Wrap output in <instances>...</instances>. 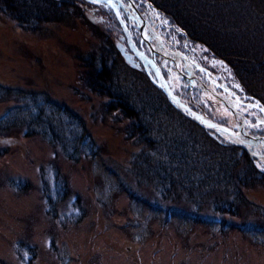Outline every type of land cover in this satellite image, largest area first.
<instances>
[{"label":"rangeland","instance_id":"obj_1","mask_svg":"<svg viewBox=\"0 0 264 264\" xmlns=\"http://www.w3.org/2000/svg\"><path fill=\"white\" fill-rule=\"evenodd\" d=\"M60 1L55 20L20 25L0 13V117L15 127L0 133V264H264V181L250 175L241 190L251 203L238 215L214 213L212 199L196 204L185 190L163 201L154 188L156 169L222 186L233 168L264 166L237 146L217 145L170 106L139 71L107 4ZM219 1L243 15L231 14L244 43L261 41L248 45L258 49L248 57L264 58V0ZM193 48L228 83L264 100L262 64L239 77L204 43ZM80 55L94 65L113 60L112 85L139 110L151 143L128 137L134 118L115 98L85 87ZM38 112L61 143L24 132ZM59 183L68 195L50 206L45 192L56 197Z\"/></svg>","mask_w":264,"mask_h":264},{"label":"trees","instance_id":"obj_2","mask_svg":"<svg viewBox=\"0 0 264 264\" xmlns=\"http://www.w3.org/2000/svg\"><path fill=\"white\" fill-rule=\"evenodd\" d=\"M84 1L88 2L87 0ZM147 1L153 4L154 9L159 10L161 18L163 17L167 19V21L173 26L182 30L192 44L197 41L204 43L213 52V56L222 58L232 65V67L236 68V72H238L237 74L239 77L243 76V74L248 76L252 73V71L257 72L264 66V61H262L264 58L248 57V55L258 52V49L256 52L254 48L251 49L248 45H252L253 47L255 43L258 44L259 42L261 45V41L257 40L252 44L244 43V41H242L243 34L239 35L235 33L234 26L232 27V24H234L235 21H238L235 20V17L239 16L238 18L242 19L243 15L236 11L234 12L232 9L227 11L224 6H221L219 0ZM63 6L64 4L62 1L58 2V0H0V13L3 15L9 14L16 23L18 22L20 25H24L29 24V22L33 20H36L37 22L40 21V19L42 21H50L51 19L55 20L58 18L56 15H58L61 10H64L62 8ZM231 14H234L235 17L231 16ZM114 21L121 30L119 21L115 18ZM247 26H252L251 22L248 23ZM222 27L230 30V36L227 34L228 31L221 30ZM229 27L232 28L230 29ZM123 38L125 37L123 36ZM236 39L238 42H235ZM87 57L88 55L86 57L81 56L79 59L81 62L83 61L85 63H82L81 65V67H83V75L81 76L84 78V82L86 84L85 87L98 90L99 92L105 94V96L109 99L115 98L116 101L114 100L115 102H113L117 104L116 107L125 112L128 118H134V122L130 129H127L126 131L128 137L137 136L140 141L151 143V140H149V138L145 135V133H147V127L139 118V110L135 108L132 102L129 101L122 89L112 85L114 82L113 77L111 76L115 72L113 60L107 63L105 57L101 56L100 60L94 65V62H92L90 58V60H88ZM254 59H257V65L256 62L253 63ZM261 64L263 66H261ZM90 68L94 71L91 72ZM136 118L137 121H135ZM36 122H41L40 125L43 127L38 126L39 128H32V124ZM13 125L14 124L10 125L0 117L1 134L9 133L8 131L12 127L15 128ZM24 132L31 136H41L45 138L49 144L56 145L61 143L59 136L56 134V128L54 125L49 121L44 122V119L41 118V114L39 112L36 113L33 119L26 122ZM205 132L208 135H214V138L217 140H215V142L218 143L215 144L230 146L224 143V140L218 138L215 133H211L206 130ZM5 151V147L0 146V156L5 153ZM157 167L159 168V166ZM249 167L250 168H247V171H244L243 169V171L236 172H234L233 168L232 171H230L231 173L228 179V183H230V185L227 184L222 186L220 184H214V186L203 185L206 183L204 179L203 181L195 179L190 184H187L183 175L178 174L172 168H164L162 171L156 169L157 180L156 177H154V182L156 183L154 188L156 189L158 197L163 201L167 200V198L176 200V198H179L180 196L179 193L185 190L186 197L193 200V203L199 204V199H201L203 195L212 199V209L214 213H229L238 215L242 212L244 206L248 207V204L251 203L241 190L242 187H248V185L252 184L250 183L251 180H249L250 175L252 174L253 179L257 182L264 181V173L260 171V169L255 170L251 165H249ZM209 174L211 175L210 172ZM60 184L62 183H59L55 190L57 192L56 197H53L51 194L45 192V202L50 206L68 195L67 187L63 186L65 183L62 185L63 188H61ZM198 184L201 185V188ZM15 186L16 185H14V187ZM253 207H256V205ZM165 210L166 213H168L167 211H169V209L167 206L165 207ZM221 223L223 226H226L228 221L225 223V221L221 220ZM234 226L236 227V225ZM18 244L22 243L18 241L17 245Z\"/></svg>","mask_w":264,"mask_h":264},{"label":"flooded vegetation","instance_id":"obj_3","mask_svg":"<svg viewBox=\"0 0 264 264\" xmlns=\"http://www.w3.org/2000/svg\"><path fill=\"white\" fill-rule=\"evenodd\" d=\"M118 8L137 48L149 59L154 55L155 64L161 75L172 92L180 97L182 103L202 117L231 129L238 139L243 141L244 147L218 135L217 137L224 140L227 145L247 151L252 160L259 161V164L264 166V100L257 98L246 89H238L231 85L223 73L206 65L200 55L194 51L187 35L167 19L161 18L159 10L154 9L151 2L134 0L133 6L129 0H122V6ZM138 13L144 22L138 19ZM134 57L140 65L139 71H142L150 83L156 86L155 74L158 71L155 70L154 65L147 60V69H145L143 63L135 55ZM170 106L174 108L171 104ZM174 109L185 119L211 132L192 118H188L179 109Z\"/></svg>","mask_w":264,"mask_h":264},{"label":"water","instance_id":"obj_4","mask_svg":"<svg viewBox=\"0 0 264 264\" xmlns=\"http://www.w3.org/2000/svg\"><path fill=\"white\" fill-rule=\"evenodd\" d=\"M88 1H93V0H88ZM98 2H103L107 3L108 6L113 10V13L119 21L122 31L124 32L126 43L128 46V49L137 57V59L143 63L145 69H147L146 61H150L151 64L154 65L155 70L158 71L156 75V80L155 84L158 86L162 92L164 93L165 97H167L168 101L170 104L176 108L179 109L182 113H184L188 118H192L194 121H196L199 125H201L203 128L208 129L209 131H213L216 135H218L221 138L227 139L231 141L232 143H235L239 146H243L242 142L240 139H238V136L235 135V133L232 132L231 129L221 126L217 123H215L212 120H209L207 118L202 117L201 115L197 114L194 112L192 109L189 107L185 106L182 101L180 100V97L176 96L170 86H168L166 80L164 79L163 75H161L160 70L157 67V64H155L154 61V55L152 56L151 59L147 57L146 54H144L142 51H140L136 44L133 41L132 34L128 29V26L126 22L122 19L121 12L118 8V6H122V0H96ZM129 2L134 6V0H129ZM146 3H149L147 0H145ZM134 8V7H133ZM138 12V11H137ZM138 19L144 22L143 18L141 15L138 13ZM244 147V146H243Z\"/></svg>","mask_w":264,"mask_h":264},{"label":"snow or ice","instance_id":"obj_5","mask_svg":"<svg viewBox=\"0 0 264 264\" xmlns=\"http://www.w3.org/2000/svg\"><path fill=\"white\" fill-rule=\"evenodd\" d=\"M93 2H96V0H93ZM241 142H243V141H241ZM259 166V165H258Z\"/></svg>","mask_w":264,"mask_h":264}]
</instances>
